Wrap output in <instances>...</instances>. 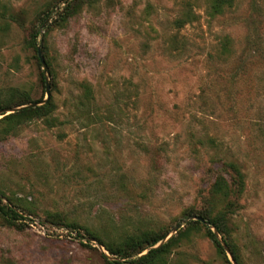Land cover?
Instances as JSON below:
<instances>
[{
	"label": "rangeland",
	"instance_id": "1",
	"mask_svg": "<svg viewBox=\"0 0 264 264\" xmlns=\"http://www.w3.org/2000/svg\"><path fill=\"white\" fill-rule=\"evenodd\" d=\"M208 3L0 0V104H44L33 33L56 104L15 133L0 123V194L22 216L0 214V264H132L149 249L122 257L96 237L114 245L144 231L169 232L155 246L178 236L166 264H233L201 211L227 212L243 264H264V0L216 17ZM231 162L244 181L228 207L211 189L221 175L232 185Z\"/></svg>",
	"mask_w": 264,
	"mask_h": 264
},
{
	"label": "trees",
	"instance_id": "2",
	"mask_svg": "<svg viewBox=\"0 0 264 264\" xmlns=\"http://www.w3.org/2000/svg\"><path fill=\"white\" fill-rule=\"evenodd\" d=\"M234 0H209L208 6H207V12L210 16L216 17L219 14L224 13V11L230 7L233 6ZM71 3H69L63 10L60 12V15L63 16L65 15L66 17L69 15V6ZM190 15L193 17H196V14L194 12H190ZM50 12L48 13L47 18H49ZM44 19V21H46ZM178 25H182V20H178ZM37 38L38 34L33 33L32 37L30 39V44L37 48ZM222 50L224 52L229 51L232 48V39L230 36H224L222 41ZM38 51V50H37ZM45 51V50H44ZM46 59V62L48 63L49 66V61L47 60L46 55L44 56ZM38 61L39 64H41L39 55H38ZM45 80L44 74H42V81ZM85 97L87 99L92 98V88L88 85L85 87ZM44 96L37 100L38 102H41L43 100ZM36 101V100H35ZM29 102H33L30 98L22 99L19 101V104H13V103H7V104H0V116L4 115L2 118H0V123H4L6 126L4 128L5 133H15L16 129L19 127L21 123L25 119L32 118V117H45V116H50L53 115V112L56 109V104L53 101V97L51 96L44 104H41L36 107H23L19 110H16L14 112L8 113L6 109L12 108L17 105H25ZM229 166V165H228ZM230 168L234 171L235 173V183L233 180L232 185L229 184L228 180L224 176H220L212 185L211 189V195L212 197H217L221 196L225 200H228V207H232L235 202L231 199V196L235 194V192H238L236 190L237 188H233L234 185L238 188L242 187L243 185V177L244 174L242 173L239 165H237L234 162L230 163ZM0 214H3L5 217L8 216H13L14 218L17 217H22L12 206H10L8 203L3 201V198L1 197L0 194ZM200 217L204 218L207 220V227L208 234L211 238H213L214 242L218 246V248L222 251H224L222 245L219 242V239L217 238L216 233L213 232L211 229V226H215L218 230V232L222 235L224 240L226 241V244L230 246V251L232 253L233 259L236 261L237 264H243V260L237 254L235 249L231 246L229 241H227V231H226V221L228 217L227 212H222L221 215H212L211 212L206 211V212H199L198 214ZM61 215L59 213L57 214H51L48 216V219L55 222L60 220ZM59 218V219H58ZM195 224H202L201 221L197 220H192V225ZM68 226L73 227V224H68ZM89 235H94L93 232H91L89 229L86 230ZM180 232L179 234H182L183 231L178 229ZM169 232H164V233H159L156 231H144L139 234H135L132 236H129L127 238H124L122 241L112 245L105 243L103 240L100 238L96 237L102 245H104L110 252L113 254H119L122 257H130L134 256L136 254L141 253L145 249H149L147 253L138 256V258L134 259L131 263L132 264H166V254L170 251V247L173 244V242L177 239L178 236H172L168 242L162 243L158 247H155L156 244H158L160 241H162L164 238L168 236ZM229 264L231 262L227 260ZM110 264H122L121 262L118 261H110Z\"/></svg>",
	"mask_w": 264,
	"mask_h": 264
},
{
	"label": "water",
	"instance_id": "3",
	"mask_svg": "<svg viewBox=\"0 0 264 264\" xmlns=\"http://www.w3.org/2000/svg\"><path fill=\"white\" fill-rule=\"evenodd\" d=\"M37 50H38V55H39L40 61H41L42 65H43V68H44L45 73H46V94H47V97L45 98V100H42L41 102H36L35 105L41 104V103H45L51 97V85H50V81H49V78H48V76L50 74V70H49L48 63L46 62V59L44 57L41 44L38 45ZM23 107H29V105H24L22 107H16V108H14V107L8 108V109H6V111L14 112V111L19 110V109H21ZM194 218L202 220V221H205V219L200 217V216H194ZM181 226H182L181 224H177L175 226V228H174V231H177ZM211 227L214 229V232L216 233L217 237L220 238V233L218 232L217 228L215 226H211ZM169 237H170V235L167 236L163 241H166ZM93 240L96 241L94 238H93ZM220 240H222V239L220 238ZM162 243H165V242H162ZM222 243H223L224 247L227 249V251L229 252V254L231 255L232 260H233V264H237L236 261L233 259L232 253H231L230 249L227 247V244L224 243L223 241H222ZM97 244L99 246H101L102 248H104V246L101 243L98 242ZM155 247H158V246H155Z\"/></svg>",
	"mask_w": 264,
	"mask_h": 264
}]
</instances>
